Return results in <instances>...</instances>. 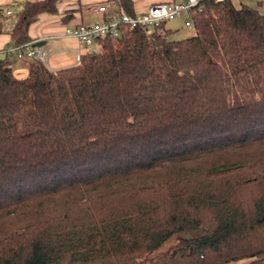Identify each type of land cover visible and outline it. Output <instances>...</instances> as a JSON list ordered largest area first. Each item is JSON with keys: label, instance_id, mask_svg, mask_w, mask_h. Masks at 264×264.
Returning <instances> with one entry per match:
<instances>
[{"label": "trees", "instance_id": "obj_1", "mask_svg": "<svg viewBox=\"0 0 264 264\" xmlns=\"http://www.w3.org/2000/svg\"><path fill=\"white\" fill-rule=\"evenodd\" d=\"M56 1L25 2L15 44ZM199 5L181 38L121 25L20 78L0 60V264H264V10Z\"/></svg>", "mask_w": 264, "mask_h": 264}, {"label": "crops", "instance_id": "obj_2", "mask_svg": "<svg viewBox=\"0 0 264 264\" xmlns=\"http://www.w3.org/2000/svg\"><path fill=\"white\" fill-rule=\"evenodd\" d=\"M26 1L30 0H0V60L9 61L12 74L17 78L26 76L28 62L18 59L15 52L10 50L15 44L11 31ZM109 1L112 0H57L54 11L39 13L36 19L29 24L27 31L30 40L33 46L37 41L42 42L41 45L35 47L47 56V66L50 69L55 70L77 64L80 55L88 51L87 47L81 44L76 37L65 35L64 31L67 26H74L78 23L90 24L122 11L139 14L145 12L152 3L174 0H113L116 1L114 5ZM233 2L264 10V0H238L236 2L233 0ZM100 3L107 4L104 12L87 9L89 6ZM186 19L187 17L184 21ZM163 28L168 29L165 24ZM185 31L182 35L173 32L171 36L181 38L189 35L186 29Z\"/></svg>", "mask_w": 264, "mask_h": 264}, {"label": "built area", "instance_id": "obj_3", "mask_svg": "<svg viewBox=\"0 0 264 264\" xmlns=\"http://www.w3.org/2000/svg\"><path fill=\"white\" fill-rule=\"evenodd\" d=\"M199 2L200 0L155 2L150 4L143 13L130 14L122 11L90 24L78 23L74 26H67L64 33L76 37L81 44L87 47L88 51L94 52L100 47L99 39L118 36L121 25L144 29L151 28L156 29L159 33H164L165 29L162 23L167 19L180 16L185 11L188 13V17L184 21V27L188 34H191L194 31V26L189 14L193 9L200 8ZM109 3L114 5L116 1L112 0ZM106 5V3H100L89 6L87 9L94 12H104ZM10 50L15 52L18 59L29 62L33 57H37L47 65V56L42 50L33 46L32 41L14 44Z\"/></svg>", "mask_w": 264, "mask_h": 264}, {"label": "rangeland", "instance_id": "obj_4", "mask_svg": "<svg viewBox=\"0 0 264 264\" xmlns=\"http://www.w3.org/2000/svg\"><path fill=\"white\" fill-rule=\"evenodd\" d=\"M235 2L238 0H234ZM187 12H183L182 15L180 17H175L173 19H167L164 21L165 27L171 30H174V32L177 35H182L184 34L185 31V27L183 25L184 19L187 16ZM149 30H151V28H149ZM187 30V29H186ZM51 64V62H50ZM51 67V66H50ZM187 238V234H173L170 238H168L162 245H160L159 247L155 248L154 250H152L151 252L146 253L143 257H141L139 260H137V262H143V261H148L150 258L155 257L156 255L173 248L174 246L180 244V242ZM238 263H232V264H239ZM243 263V262H241Z\"/></svg>", "mask_w": 264, "mask_h": 264}, {"label": "water", "instance_id": "obj_5", "mask_svg": "<svg viewBox=\"0 0 264 264\" xmlns=\"http://www.w3.org/2000/svg\"><path fill=\"white\" fill-rule=\"evenodd\" d=\"M41 43H42V42L37 41V42L34 43V45H35V46H39V45H41Z\"/></svg>", "mask_w": 264, "mask_h": 264}]
</instances>
